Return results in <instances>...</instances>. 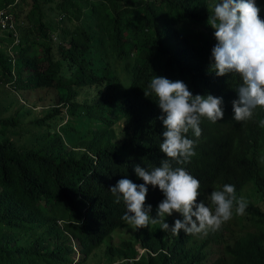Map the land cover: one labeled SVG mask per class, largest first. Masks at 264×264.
I'll use <instances>...</instances> for the list:
<instances>
[{"label":"trees","instance_id":"obj_1","mask_svg":"<svg viewBox=\"0 0 264 264\" xmlns=\"http://www.w3.org/2000/svg\"><path fill=\"white\" fill-rule=\"evenodd\" d=\"M215 2L0 0L21 31L13 64L12 35L0 26V264H264V108L233 119L242 77L212 67ZM256 5L264 19V0ZM156 75L224 101L221 121L202 117L201 136L186 134L196 155L173 167L201 182L206 205L225 184L255 198L203 240L160 223L126 237V205L109 190L124 178L143 184L135 166L168 159L159 148L165 114L149 88ZM39 107L44 115H32ZM147 187L156 217L165 197Z\"/></svg>","mask_w":264,"mask_h":264},{"label":"clouds","instance_id":"obj_2","mask_svg":"<svg viewBox=\"0 0 264 264\" xmlns=\"http://www.w3.org/2000/svg\"><path fill=\"white\" fill-rule=\"evenodd\" d=\"M259 13L256 0H218L208 20L217 40L211 57L216 74L235 72L242 77L237 89L239 98L232 102L236 121L250 120L254 109L264 108V19ZM149 88L165 114L160 117L166 131L159 148L168 159L151 170L136 165L134 170L143 184L124 178L109 189L117 203L122 197L126 205L122 219L136 228L160 223L161 230L171 229L176 235L181 230L186 234L218 230L232 218L234 211L243 215L247 201L237 197L234 185L225 184L222 189L212 191L210 204L206 205L199 199L201 182L185 168L173 167L171 163L183 164L196 155L195 141L186 134L192 130L195 137L201 136L202 117L213 123L221 121L225 115L223 98L193 95L183 81L157 75L151 79ZM148 185L158 186L165 197L158 205L156 217L151 215L152 206H145ZM173 213H179L182 219L169 225L164 217Z\"/></svg>","mask_w":264,"mask_h":264},{"label":"rangeland","instance_id":"obj_3","mask_svg":"<svg viewBox=\"0 0 264 264\" xmlns=\"http://www.w3.org/2000/svg\"><path fill=\"white\" fill-rule=\"evenodd\" d=\"M7 33V34H6ZM5 34L8 36V34L10 35V33L9 32H5ZM5 40H6V42H7V44L9 45V48H10V45H11V42H12V37H6L5 38ZM0 45H1V43H0ZM9 90H10V88H9ZM23 104H28L27 103V101H23L22 102ZM43 107H39L38 108V110L36 111L37 113L36 114H34V112H32V115H34V116H39V117H41V116H43L44 115V112H43ZM27 109L26 108H22V112H24V111H26ZM65 111H67V110H65ZM70 119V116H67L66 117V119L63 121H60V124H59V126H58V130H62V131H64L65 132V130L63 129V125L64 124H66V122L68 121ZM22 125H23V123H22ZM76 126H77V124H75ZM24 126V125H23ZM67 126V125H66ZM26 128H25V130H23V131H21V133H23V134H25V133H27L28 131H30L31 130V128H30V126H25ZM65 127V126H64ZM78 127V126H77ZM95 128V124L93 123V127L91 128V130H90V133H91V131H92V129H94ZM13 130V132H18L17 131V129L16 128H14V129H12ZM84 130H86L87 131V129L85 128ZM20 133V134H21ZM17 135V134H16ZM17 140H15L16 142H18L19 141V139L20 138H16ZM77 140H79V139H77ZM75 141V140H74ZM241 197H244L245 199H246V201L247 202H251V201H253V200H255V198L253 197V195H252V191H251V189H248V190H246L244 193H242V196ZM135 231V227L133 226V225H129L127 228H126V237H128L129 235H130V233H132V232H134ZM216 230H211V229H209L207 232H202V233H198V234H195V236H196V238L197 239H199V240H203L205 237H207L209 234H213V235H216ZM137 249H138V251L140 252V254H144V250L140 247V246H138L137 247ZM79 254L77 253V255H76V261L79 259Z\"/></svg>","mask_w":264,"mask_h":264},{"label":"built area","instance_id":"obj_4","mask_svg":"<svg viewBox=\"0 0 264 264\" xmlns=\"http://www.w3.org/2000/svg\"><path fill=\"white\" fill-rule=\"evenodd\" d=\"M10 7L0 9V26L6 32H9L12 36V42L10 45V54L13 64H15L16 57L13 52V48L18 46L21 42V31L19 23L15 20L14 14L9 10Z\"/></svg>","mask_w":264,"mask_h":264}]
</instances>
